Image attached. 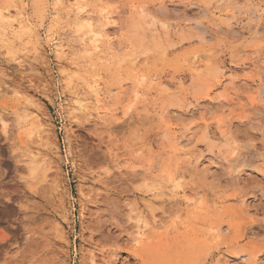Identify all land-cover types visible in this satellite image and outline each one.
I'll use <instances>...</instances> for the list:
<instances>
[{
    "label": "rangeland",
    "instance_id": "rangeland-1",
    "mask_svg": "<svg viewBox=\"0 0 264 264\" xmlns=\"http://www.w3.org/2000/svg\"><path fill=\"white\" fill-rule=\"evenodd\" d=\"M233 1L0 0V264H264V0ZM109 13L104 53L76 44L70 67L46 45ZM69 74L107 99L66 113Z\"/></svg>",
    "mask_w": 264,
    "mask_h": 264
},
{
    "label": "bare ground",
    "instance_id": "bare-ground-1",
    "mask_svg": "<svg viewBox=\"0 0 264 264\" xmlns=\"http://www.w3.org/2000/svg\"><path fill=\"white\" fill-rule=\"evenodd\" d=\"M55 1H56V7L57 8L69 9L70 12L71 11L72 12L77 11V14L79 16H80V14H82L84 12L85 7H86L85 5H83V2L86 0H74L76 3H74V1L72 2L71 0H55ZM232 3H237V2L233 1ZM157 12L165 13L166 12L165 7L162 6L161 8H158ZM117 13L119 14L120 12H117ZM251 13L255 14L256 12L252 11ZM10 19H11V12L9 11V9H0V27L2 29L1 32L3 33L1 36H4L3 38H5L6 34L9 31L13 30L16 26L13 23L9 22ZM257 19L259 22L264 23L263 15H260ZM111 20H113V14L112 13L105 15L98 22H96V20L90 16L88 19H86L84 22H82V24L80 25V28H79V26H77L78 29L75 28L77 30L72 31L68 35L69 37L62 38L61 36H58L57 34H54L52 32L53 34L48 39V41L46 42V45L47 46H53L54 51L59 55V58L64 63H67L68 66L73 67L75 65V63L72 61L71 55L73 53V49L75 48L74 45H76V44L85 45V49H86L85 53L86 54L87 53L91 54L90 52H92V51L95 53H104V51H103L104 41H105V38H107L109 36V33H110V31L107 30V26H108V24H110L109 22ZM146 21H149V19L147 18ZM257 28H260V27H257ZM83 29L87 30L86 35L81 32ZM255 31H256V33H264V28L261 30L255 29ZM86 36H88V37H86ZM3 38H1V39L3 40ZM87 38H89V40H87ZM113 44L114 43L109 42V45H108L109 49H111V48L113 49ZM63 62L60 61V63H63ZM73 78L74 77L71 74L68 75L66 86L70 91V95L72 96V99H71V102H67L65 104V107L63 108L66 113L75 112V113H79L82 115L89 114L91 107L93 105L100 107L103 104V102L107 99V98H105L103 90L100 87V83H97V82H95L94 84H88L87 85V92L85 94H80L79 92H77V90H73L74 89ZM227 83L233 87L235 85V81L232 78H230L227 81ZM15 93H18V92L15 91ZM263 93H264V87L262 85L260 90H259V95H261ZM208 99L210 101L213 100L211 93L208 94ZM237 99L238 98H236V99L234 98L232 100H229V99H227L226 95L221 94L218 97L217 102H219V105L222 107H227V106L230 107L233 103H235V101ZM262 99H263V97H258V99L255 97H251L249 99V105H253V104H255L256 101H259ZM259 102L261 103V101H259ZM18 106H20V105H18ZM14 108H15L14 113L18 116V119L34 116L35 127L37 129L30 135V139H32L31 141L34 142V141L44 140L45 132H46L45 131V125L43 123V120L40 119L38 113L26 105L24 107H20V108L14 107ZM210 109H211V107H210ZM198 111H201V109H198ZM104 113H106L107 115L110 114L109 111H104ZM193 114H194V111L191 112L190 116H193ZM1 124H2V129H3L4 133L6 135H8L9 131H10L9 130L10 129L9 119L2 117L1 118ZM24 144H26V143L24 142ZM186 145H188V143L185 144L184 141H181L178 145L179 146L178 150L184 152L185 154H188L187 150H185ZM34 151L35 150L29 148V151L27 152L28 153L27 158L29 159L30 164L32 165V168H31L32 171L38 170L40 167H42V166H39L40 163L45 162V157L41 156L40 154H35ZM36 152H38V151L36 150ZM39 155H40V157H39ZM185 198H186L185 201L188 203L194 201V198H189V197H185ZM82 203H84V200L82 201ZM172 209L173 208L170 209L171 212H172ZM173 211H175V210H173ZM81 218H82V221L84 223L86 220L85 208L81 209ZM156 224H157V226H160V225H158L159 224L158 222H156Z\"/></svg>",
    "mask_w": 264,
    "mask_h": 264
}]
</instances>
